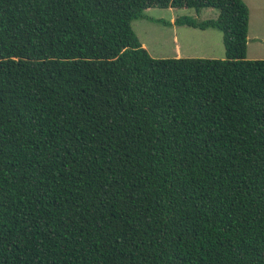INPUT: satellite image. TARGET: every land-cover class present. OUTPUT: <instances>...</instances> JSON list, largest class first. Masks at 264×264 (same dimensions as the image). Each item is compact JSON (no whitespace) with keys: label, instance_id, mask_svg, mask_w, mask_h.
I'll list each match as a JSON object with an SVG mask.
<instances>
[{"label":"trees","instance_id":"trees-1","mask_svg":"<svg viewBox=\"0 0 264 264\" xmlns=\"http://www.w3.org/2000/svg\"><path fill=\"white\" fill-rule=\"evenodd\" d=\"M150 8L217 10L173 24L225 58H152ZM248 24L241 0H0V264H264Z\"/></svg>","mask_w":264,"mask_h":264},{"label":"rangeland","instance_id":"rangeland-1","mask_svg":"<svg viewBox=\"0 0 264 264\" xmlns=\"http://www.w3.org/2000/svg\"><path fill=\"white\" fill-rule=\"evenodd\" d=\"M241 1L249 10L246 57L249 60H264V0ZM181 16L192 17L197 21L213 20L217 18L218 11L150 8L144 10L142 18L133 21L131 26L139 42L152 58H225L220 31H201L174 25V20Z\"/></svg>","mask_w":264,"mask_h":264}]
</instances>
